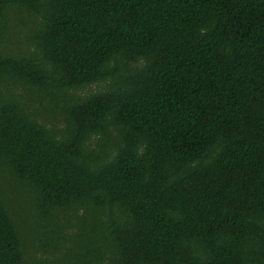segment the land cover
<instances>
[{"label": "trees", "instance_id": "trees-1", "mask_svg": "<svg viewBox=\"0 0 264 264\" xmlns=\"http://www.w3.org/2000/svg\"><path fill=\"white\" fill-rule=\"evenodd\" d=\"M0 264H264V0H0Z\"/></svg>", "mask_w": 264, "mask_h": 264}]
</instances>
